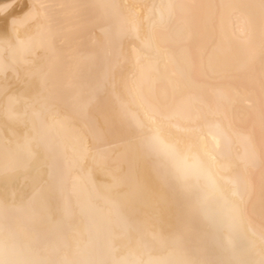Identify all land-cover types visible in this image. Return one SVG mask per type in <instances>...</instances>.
Returning <instances> with one entry per match:
<instances>
[{"label": "bare ground", "instance_id": "bare-ground-1", "mask_svg": "<svg viewBox=\"0 0 264 264\" xmlns=\"http://www.w3.org/2000/svg\"><path fill=\"white\" fill-rule=\"evenodd\" d=\"M0 262L264 264V0H0Z\"/></svg>", "mask_w": 264, "mask_h": 264}, {"label": "rangeland", "instance_id": "rangeland-1", "mask_svg": "<svg viewBox=\"0 0 264 264\" xmlns=\"http://www.w3.org/2000/svg\"><path fill=\"white\" fill-rule=\"evenodd\" d=\"M97 64H98V62L92 64V65L90 66V68H91V69L94 68ZM83 76H84L83 73H78L77 75H74V76H73V79H74V80H77V79H79V78H82ZM91 78H92V81L96 80V75H95V74H92V77H91ZM84 92H85V91H84ZM163 167H164V166H163ZM163 167H159L160 171L163 172V173L165 174V176L167 175L166 178H165L166 181H167L168 183L172 184V182H173L174 180H173L172 178H170V175L168 174V171H167L165 168H164V169H165V170H164ZM162 170H164V171H162ZM166 172H167V173H166ZM172 185H173V184H172ZM189 192H190V189H189ZM182 193H183V192H182ZM184 193H185V192H184ZM177 195H179L180 198H183V197H182L183 194H180V193H179V194H177ZM180 195H181V196H180ZM186 195H187V194H186ZM186 195H185V196H186ZM184 198H185V197H184ZM185 212H186V214H188V216L191 218L192 215H193L194 212H195V208H194V209H193V208H192V209H191V208H187V209L185 210ZM199 221H200V222H199ZM192 227H193V228H192ZM205 228H206V227H205V224H203V220L201 221V218H199L198 221H196L195 223H193V224L191 225V229H192L193 233H194V232H195V233L192 234V233H191L192 231H191V232H190V233H191V234H190L191 236H190V235H189V236H190L191 238H193V240H194V237H195V236L193 237V235L202 232V230H205ZM191 238H190V239H191ZM193 240H192V241H193ZM193 242H194L193 244L195 245L196 241L194 240ZM190 244H191V243H190ZM201 244H203L202 246L204 247V243H201ZM201 244H200V243H199V244L196 243V246H197V245H198V246L200 245V247H201ZM191 245H192V244H191Z\"/></svg>", "mask_w": 264, "mask_h": 264}, {"label": "snow or ice", "instance_id": "snow-or-ice-1", "mask_svg": "<svg viewBox=\"0 0 264 264\" xmlns=\"http://www.w3.org/2000/svg\"><path fill=\"white\" fill-rule=\"evenodd\" d=\"M0 264H4V262H0Z\"/></svg>", "mask_w": 264, "mask_h": 264}]
</instances>
